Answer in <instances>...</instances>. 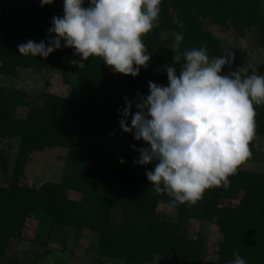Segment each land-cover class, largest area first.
I'll list each match as a JSON object with an SVG mask.
<instances>
[{
    "label": "trees",
    "instance_id": "trees-1",
    "mask_svg": "<svg viewBox=\"0 0 264 264\" xmlns=\"http://www.w3.org/2000/svg\"><path fill=\"white\" fill-rule=\"evenodd\" d=\"M89 3L85 0L84 6ZM63 5L64 0L43 7L40 0H0V74L15 76L19 68L57 65L65 83L75 76L83 90L78 99L46 92L41 95L42 104L34 105L25 92L0 86V138L18 142L12 175L0 183V264H22L9 255L11 243L23 237L28 220L40 215L48 217L49 229L43 237L36 233L35 240L49 255L53 250L47 247L49 242L58 240L55 233L66 237L72 231L77 240L86 232L97 235L94 253L101 258L98 264H107L103 258L127 264H149L157 258L170 259L173 264H229L234 253L246 264H264V172L240 166L227 187L206 190L195 205L172 207V198L156 193L147 179L146 172L154 165L140 166L136 160L85 146L67 127L70 120L83 124L112 118L121 128L125 97L136 100L138 93L146 97L149 81L168 85L166 68L179 71V65L173 59L174 46L163 45L162 31L183 33L181 53L203 46L209 58L223 55L227 47L206 28L208 22L232 28L240 37L251 32L264 49L262 0H162L158 21L142 38L152 59L137 77L114 73L99 57L80 64L65 62L67 57L80 56L63 42L47 59L21 55L18 45L47 41L53 17L64 15ZM245 61L246 57L236 58L223 74L242 67ZM254 107L255 135L264 136V104ZM20 108L28 109L25 116L18 114ZM55 147L67 152L62 178L37 186L26 174L32 154ZM250 148L254 152L253 142ZM121 159L126 163L121 164ZM1 164L6 171L9 158L2 156ZM161 207L170 208V213ZM194 221L215 224L221 230L217 260L205 258L203 237L189 234ZM43 253H37L31 264H43Z\"/></svg>",
    "mask_w": 264,
    "mask_h": 264
},
{
    "label": "clouds",
    "instance_id": "clouds-1",
    "mask_svg": "<svg viewBox=\"0 0 264 264\" xmlns=\"http://www.w3.org/2000/svg\"><path fill=\"white\" fill-rule=\"evenodd\" d=\"M41 6L54 0H40ZM162 0H64L63 17L55 16L47 41L17 46L24 56L47 59L62 46L83 61L102 58L114 73L137 77L152 56L143 42L158 21ZM179 23V21H176ZM174 62L166 68L168 85L149 81V94L125 97L120 127L146 147L135 149L140 166L154 165L147 179L171 206L195 205L212 187H227L229 177L252 157L255 105L264 104V74L252 64L223 74L235 53L223 50L209 58L206 48L179 51L183 33H174ZM133 107L137 110L132 111ZM131 121L129 127L128 121ZM121 164L126 163L120 160ZM229 264H246L238 253Z\"/></svg>",
    "mask_w": 264,
    "mask_h": 264
},
{
    "label": "rangeland",
    "instance_id": "rangeland-1",
    "mask_svg": "<svg viewBox=\"0 0 264 264\" xmlns=\"http://www.w3.org/2000/svg\"><path fill=\"white\" fill-rule=\"evenodd\" d=\"M262 13L264 14V0H262ZM156 24V23H155ZM154 24V25H155ZM206 28L220 36L227 50L233 51L235 57L240 59L246 57L245 64H252L257 68L258 74H264V49L260 47L254 35L250 32L246 37H240L232 28L223 29L207 23ZM161 39L163 45L174 46V33L162 31ZM80 57L66 58L65 62L81 63ZM71 81L65 83L60 66L52 65L47 68H19L15 76H4L0 74V86L13 88L25 92L27 99L34 105L42 104L41 95L46 92L55 93L61 96L78 99L83 97L82 87L78 84L77 78L71 76ZM27 108H20L19 115L25 116ZM129 127L131 121L128 122ZM71 132L80 138L83 145L98 149L100 152L111 155L127 157L133 160L139 159L138 151L135 149L146 147L143 141L137 142L132 134L124 133L118 123L112 118H105L102 121L90 120L89 122L76 123L67 122ZM254 152L252 157L241 165L242 168L264 172V136L255 135ZM17 140H5L0 138V183H6L11 175L17 150ZM9 158L8 169L2 168L1 157ZM67 156L66 149L61 147L50 148L43 153L32 154L31 162L26 168L29 179L35 181L39 186L44 181L60 182ZM164 212L170 213V208L161 207ZM191 232L193 237H203L205 240V258L210 261L217 260L223 235L215 224L194 221ZM49 219L44 215L28 220L23 237L20 240H13L10 246L9 255L19 259L22 264H31L37 253L45 250L37 243L36 233L39 237L48 234ZM59 233V232H58ZM58 236L57 243L49 242L48 248L53 249L51 254L45 252L40 256L43 264H98L100 257L95 252L97 235L86 232L81 239H76L75 234L69 231L66 237ZM52 243V244H51ZM60 243V245H59ZM58 244V245H57ZM62 247H65L64 249ZM46 248V247H45ZM88 248H91L88 253ZM107 264H127L124 260L114 258H103ZM149 264H173L170 259L157 258Z\"/></svg>",
    "mask_w": 264,
    "mask_h": 264
}]
</instances>
